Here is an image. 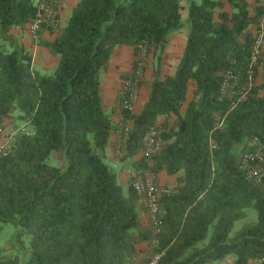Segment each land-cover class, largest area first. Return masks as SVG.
<instances>
[{
  "label": "trees",
  "instance_id": "1",
  "mask_svg": "<svg viewBox=\"0 0 264 264\" xmlns=\"http://www.w3.org/2000/svg\"><path fill=\"white\" fill-rule=\"evenodd\" d=\"M182 8L181 0H79L55 40L39 43L59 57L43 74L13 33L32 21L34 0H0V120L30 132L14 136L0 160V226L26 235L29 255L21 262L0 253V264H136L141 244L162 254L157 264H264V178L255 184L238 168L252 139L264 148V43L249 67L264 0H189L185 25ZM184 27L174 74L162 77V55ZM140 45L151 81L140 111L123 114L131 130L118 159L155 179L175 177L173 193L158 200L156 235L143 225L131 178L122 186L105 157L117 124L100 76L114 49L131 47L135 56ZM228 71L232 98L221 94ZM153 127L164 145L146 158ZM247 209L256 222L231 235Z\"/></svg>",
  "mask_w": 264,
  "mask_h": 264
},
{
  "label": "built area",
  "instance_id": "2",
  "mask_svg": "<svg viewBox=\"0 0 264 264\" xmlns=\"http://www.w3.org/2000/svg\"><path fill=\"white\" fill-rule=\"evenodd\" d=\"M62 0H34L35 13L32 21L26 25L25 30L33 40H37L38 33L43 28H50L58 31V8ZM264 43V14L259 19V23L253 33V43L250 51L249 67L253 65L259 55ZM138 53L134 56L131 73L123 80L120 90L119 118L117 128L114 134L117 138L115 146V155L121 158L125 155L126 144L131 130V121L124 118L123 114L131 115L138 102L139 87L142 82L146 62L147 49L145 46H138ZM236 77L232 71H228L224 76L221 86V94L232 98L235 88ZM8 119L0 120V160L5 158L9 151L12 138L19 133L29 135L30 132L24 128H13L6 132V123ZM164 145L161 137V130L157 127L151 128L145 137V144L142 156L149 158L158 153ZM239 170L244 176L253 183L258 184L264 178V148L256 139L250 142V151L244 153L238 163ZM129 178L132 181L133 190L138 194L146 208L148 221L152 232L156 235L159 232L160 222L157 217L158 200L161 196H169L175 189V184L159 185L154 175L148 170H130ZM152 245L156 241H152ZM161 253H151L145 264H157L161 258Z\"/></svg>",
  "mask_w": 264,
  "mask_h": 264
},
{
  "label": "crops",
  "instance_id": "3",
  "mask_svg": "<svg viewBox=\"0 0 264 264\" xmlns=\"http://www.w3.org/2000/svg\"><path fill=\"white\" fill-rule=\"evenodd\" d=\"M78 1L79 0H62L61 1L60 6L58 8V22H59L58 30L62 29L66 25V22L72 10L78 3ZM249 4H251L250 6L252 9L253 1H249ZM226 11H230L229 8L226 7ZM13 33L20 37V40L22 44L24 45V47L28 51L31 52L32 68L34 70L42 73L48 70H53L56 67L59 57L51 55L47 51V49L40 46L39 43L54 41L58 34V31L51 30L50 28H43L41 31H39L37 40H33L32 37L27 34L25 29L23 31L14 29ZM176 44L177 42L175 40L172 41L170 38L169 43L165 50H167V48L169 47L173 50L176 47ZM181 55L182 53H180L179 59ZM164 58H165V55H164ZM163 59H162V62H163ZM179 59L177 60L175 67L172 70V73L167 76H172L174 74V71L179 62ZM133 61H134V49L133 48L131 47L116 48L111 53L110 61H109L107 69L104 72H102L100 76V96H101V99H102V102H103V105L106 111L112 112L113 121L115 124H118V118H119V107L118 106H119V101H120V90H121L122 82L131 73ZM192 90H193V86L190 85L188 88L187 94H186V101L183 104L182 110L185 109L187 103L191 100ZM147 93L148 91L141 90L140 95L138 97V102L134 108V113H138L140 111L144 101L147 98ZM160 121H163V119H160ZM116 143H117V138L115 134L112 133L109 144L105 149L106 162L117 173L118 179L122 183V186H125L127 180L129 179L128 172L130 171V168L126 166L127 164L126 162H121L116 157L115 155ZM156 182L162 186L169 185V184H175V177L167 176L164 172H161L156 175ZM140 216H141L143 225L147 226L149 224L147 212L141 213ZM138 248L140 250V253L136 261L139 258H141V256L144 255V251L142 250V247L139 246ZM218 264H232V258H227ZM249 264H254V263H249Z\"/></svg>",
  "mask_w": 264,
  "mask_h": 264
},
{
  "label": "rangeland",
  "instance_id": "4",
  "mask_svg": "<svg viewBox=\"0 0 264 264\" xmlns=\"http://www.w3.org/2000/svg\"><path fill=\"white\" fill-rule=\"evenodd\" d=\"M189 0H181V4L183 5V12L181 11V19L185 25V19L187 15V7H188ZM187 30L184 29L174 33L171 35V40L176 41V47L172 50L170 47L165 50L163 53L162 59L163 62L161 63V76H167L172 73V70L175 67L177 60L179 59L180 53L183 52L185 39H186ZM43 74H51L52 70H48L46 72H42ZM151 81V58L147 56L146 68L144 72V76L140 85L139 95L141 90L148 91V84ZM142 87V89H141ZM6 127V132H9L10 129L15 128V124L21 126V124L17 121L8 119ZM162 122V121H160ZM118 182L122 185L120 180ZM246 216L242 220L237 221L234 224V228L232 230L231 235L235 234L237 231L241 230L243 227L249 224H253L256 222L257 217L256 213L252 209H247L245 211ZM142 250L144 251V255L141 256L136 261V264L140 263L143 258H149L151 249L147 246V244H141ZM29 238L26 235H22L20 231L15 228L11 223H6L0 226V253L2 255H15L19 258L21 262H25L29 255Z\"/></svg>",
  "mask_w": 264,
  "mask_h": 264
}]
</instances>
